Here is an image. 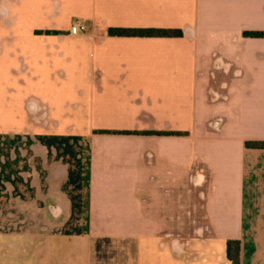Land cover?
<instances>
[{
    "label": "crops",
    "instance_id": "1",
    "mask_svg": "<svg viewBox=\"0 0 264 264\" xmlns=\"http://www.w3.org/2000/svg\"><path fill=\"white\" fill-rule=\"evenodd\" d=\"M246 31H264V0H0V264L20 239H76L84 211L91 231L130 230L93 236L113 251L83 264H232L228 239L264 264V149L244 146L264 141V37Z\"/></svg>",
    "mask_w": 264,
    "mask_h": 264
},
{
    "label": "rangeland",
    "instance_id": "2",
    "mask_svg": "<svg viewBox=\"0 0 264 264\" xmlns=\"http://www.w3.org/2000/svg\"><path fill=\"white\" fill-rule=\"evenodd\" d=\"M12 64L9 60H5V62L2 64V67L0 68V77L2 78V82H8L10 79V76L7 74V70L5 69ZM24 79V77H22ZM27 80L26 78L24 79ZM14 95H11L13 97ZM83 140V139H82ZM18 169H22L21 167H18ZM120 191H103L102 195H105V201L106 205H97L95 207V210L100 211L102 213L101 208L105 207L108 214L104 215V218L108 222L107 219L111 218L112 221L116 219L118 221V225L120 226L119 218L116 217V213L118 208L121 207L122 201L118 195ZM136 191H127V194L125 195V201L130 202V197L132 193H135ZM131 193V194H130ZM116 195V196H115ZM99 202V201H98ZM80 206V205H79ZM82 208L85 209L86 204L83 203ZM131 207V204H130ZM117 210V211H116ZM80 215L79 221H81V224L77 227L78 235H72L74 238L72 239H65L58 241L56 240V243H52L51 245H43V244H37V242L27 244L24 240L21 239L17 242V246L19 247V260L18 264H57V259L60 258H72L71 256L78 255V260L71 261L69 259H64L62 261L70 262L71 264H83L85 263L87 259V255L89 253L93 252H99L102 254H106L108 251H113V244H106L105 242L102 244H98V240H94L92 238L93 236H99L101 233H104L105 235H113V234H121V232H128L130 229L125 228H107L101 226V221L98 222L99 228H95L93 231L89 230L82 222L84 216L86 215L85 211L80 213H77ZM108 216V217H106ZM22 218V217H21ZM19 218V220H22ZM36 218H41V216L37 215ZM22 225V224H20ZM24 229H20L22 232ZM22 236V235H21ZM100 241V240H99ZM123 246V245H122ZM89 252V253H88ZM81 256V257H80Z\"/></svg>",
    "mask_w": 264,
    "mask_h": 264
},
{
    "label": "trees",
    "instance_id": "3",
    "mask_svg": "<svg viewBox=\"0 0 264 264\" xmlns=\"http://www.w3.org/2000/svg\"><path fill=\"white\" fill-rule=\"evenodd\" d=\"M49 33V31H45ZM108 34L112 36H138V37H180L182 32L180 29L165 28H109ZM38 33V32H37ZM40 33V32H39ZM244 36L264 37V31H246ZM99 133L108 134H158V135H185V132H165V131H98ZM246 148L264 149L263 140L245 141ZM226 258L232 264H238L240 259V242L237 239H228L225 244Z\"/></svg>",
    "mask_w": 264,
    "mask_h": 264
},
{
    "label": "built area",
    "instance_id": "4",
    "mask_svg": "<svg viewBox=\"0 0 264 264\" xmlns=\"http://www.w3.org/2000/svg\"><path fill=\"white\" fill-rule=\"evenodd\" d=\"M85 31H86V26L83 23H75L69 29V33L72 35L84 33Z\"/></svg>",
    "mask_w": 264,
    "mask_h": 264
}]
</instances>
